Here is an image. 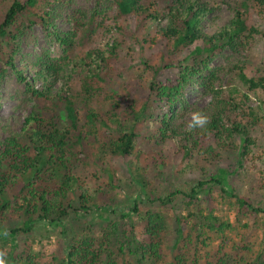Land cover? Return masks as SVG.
<instances>
[{
  "label": "trees",
  "instance_id": "16d2710c",
  "mask_svg": "<svg viewBox=\"0 0 264 264\" xmlns=\"http://www.w3.org/2000/svg\"><path fill=\"white\" fill-rule=\"evenodd\" d=\"M36 28L59 54L24 52ZM260 45L264 0H0V88L12 72L32 105L0 140L9 264H264ZM229 56L223 87L212 65ZM197 83L212 98L188 110ZM196 111L209 122L189 131Z\"/></svg>",
  "mask_w": 264,
  "mask_h": 264
},
{
  "label": "rangeland",
  "instance_id": "374dc122",
  "mask_svg": "<svg viewBox=\"0 0 264 264\" xmlns=\"http://www.w3.org/2000/svg\"><path fill=\"white\" fill-rule=\"evenodd\" d=\"M78 6L92 8L95 5L96 0H75ZM214 17L218 18L219 26L225 25L231 19V11L227 6H223L221 10L213 14ZM62 28L66 26L62 25ZM35 42L32 44L24 45V52L26 54H37L43 49H50L54 54H59V48L50 44L45 37L43 31L40 28L34 30ZM264 47L260 45L254 52L253 63L256 67H260L259 58L262 54ZM241 59L236 57V60ZM235 58L233 56L229 57H219L212 65V70L219 76L220 81H216L217 85L221 83L223 87L229 85V79L226 78L225 72L228 70L229 66L235 63ZM231 82V80H230ZM234 85L238 86L237 81H233ZM23 87L19 85L16 76L11 72L5 83L0 88V140L8 137L12 132L19 131L21 128V121L25 119L28 113L32 109V105L25 101L23 94ZM188 101L189 107L191 109L194 105L204 106L211 100V95L207 93L206 87L197 83L194 87L188 90ZM261 105L256 98L251 99V106L256 107ZM191 106V107H190ZM123 171L128 173L127 166L124 164ZM180 164L171 162L169 168L171 169V177L169 180H173L175 174L180 170ZM245 195L250 197V189L248 184L244 188ZM121 205V211H127L129 205H132L133 196H128L127 194H121L119 196ZM259 201L264 203V191H261L260 198L255 200L257 204ZM178 208V207H177ZM219 215L225 219H230V221L237 222V214L235 211L230 210L228 207H220ZM32 236L37 240L38 243L45 242L49 238L55 240L58 236V231L53 229H46L39 227L35 229ZM236 240L238 239L235 237ZM260 241V240H259Z\"/></svg>",
  "mask_w": 264,
  "mask_h": 264
},
{
  "label": "clouds",
  "instance_id": "9594fccd",
  "mask_svg": "<svg viewBox=\"0 0 264 264\" xmlns=\"http://www.w3.org/2000/svg\"><path fill=\"white\" fill-rule=\"evenodd\" d=\"M209 122V117L203 112L196 111L191 113V119L187 124V129L189 131H194L199 128L205 127ZM5 237L8 236V231L4 230L2 233ZM7 252L6 250H0V264H9L7 260Z\"/></svg>",
  "mask_w": 264,
  "mask_h": 264
}]
</instances>
